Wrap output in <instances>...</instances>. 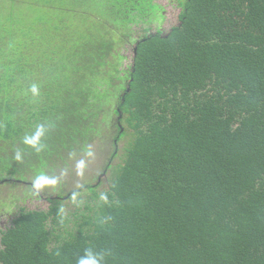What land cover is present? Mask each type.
<instances>
[{
    "label": "trees",
    "instance_id": "1",
    "mask_svg": "<svg viewBox=\"0 0 264 264\" xmlns=\"http://www.w3.org/2000/svg\"><path fill=\"white\" fill-rule=\"evenodd\" d=\"M176 3L0 0V184L112 140L47 210L8 195L0 264H264V0Z\"/></svg>",
    "mask_w": 264,
    "mask_h": 264
},
{
    "label": "rangeland",
    "instance_id": "2",
    "mask_svg": "<svg viewBox=\"0 0 264 264\" xmlns=\"http://www.w3.org/2000/svg\"><path fill=\"white\" fill-rule=\"evenodd\" d=\"M155 2H158L163 9V22L161 23V26L163 27L164 31H167L170 26L175 25L178 22V14L180 11L179 6L171 4V2L168 0H154ZM140 27H135V29H139ZM131 51H127L126 54L128 56L132 55ZM131 63V58H128L125 61V66ZM112 125V124H111ZM113 126V125H112ZM106 130L111 131L110 129L106 128L103 129V133L100 137V139L96 140L92 146H90V150L88 152H83L82 155H76L74 157L75 160L69 161V169H62L59 171V173H53L50 172V176L48 178L55 179V184H49L40 187L39 189L43 192H47L51 195L54 194L57 188L63 189L64 192H68V190L72 188H76L79 185H81L84 180L86 179H94L93 176H96L100 169L102 168L105 158L109 155L108 153L112 150L111 148V142L112 140L107 137ZM114 127H112V133L114 132ZM114 134V133H113ZM112 134V135H113ZM123 146V141H119L116 144L117 153H121V148ZM73 161V162H72ZM83 161V167H78L79 162ZM118 161V157L114 159V163ZM63 174V175H60ZM12 186V185H11ZM24 186H20L15 189V185L10 187L9 185H3L0 184V200H5L10 192L17 196H22V191L24 190ZM64 203H66V209L73 208V204H77V201L75 200V197H72V199L64 200ZM17 204L19 206H24L29 209H37L42 210L48 209L49 202H47L44 197H37L32 196L31 198L27 200L18 201ZM14 215V214H13ZM7 226H9L12 222V219L10 216H7Z\"/></svg>",
    "mask_w": 264,
    "mask_h": 264
},
{
    "label": "flooded vegetation",
    "instance_id": "3",
    "mask_svg": "<svg viewBox=\"0 0 264 264\" xmlns=\"http://www.w3.org/2000/svg\"><path fill=\"white\" fill-rule=\"evenodd\" d=\"M171 2V4L173 5H178L176 3V0H168V2ZM163 11V10H162ZM99 176V173L96 175V176H93L94 177H98ZM20 180V179H19ZM17 181V180H16ZM21 182V185H27V184H24V183H27L29 182L28 180H24V181H19ZM32 183V182H31ZM8 185V184H7ZM33 186V185H31ZM58 191H55L53 195L47 193V192H43L42 190H40L39 188H37L36 186L32 187L31 190L28 189V188H25L23 191H22V196H17L16 195V198H15V201L13 203V208L16 209V206H17V202L20 200H27L29 198H31L32 196H37V197H44V199L49 202L48 200V197L51 196L52 198L56 197V193ZM12 193V192H10ZM9 193V194H10ZM8 194V195H9ZM13 194V193H12ZM7 199H8V196L5 200H2L3 201V204H0V231L5 229V227L7 226V216H10V218L12 219L13 216L16 214L13 215V212L11 211V209L8 207V203H7ZM1 246V244H0Z\"/></svg>",
    "mask_w": 264,
    "mask_h": 264
},
{
    "label": "clouds",
    "instance_id": "4",
    "mask_svg": "<svg viewBox=\"0 0 264 264\" xmlns=\"http://www.w3.org/2000/svg\"><path fill=\"white\" fill-rule=\"evenodd\" d=\"M32 90L33 92H35L36 91L35 87H33ZM41 135H42V129H38L35 135L33 137L26 138L25 142L31 145H36ZM83 163H84L83 161L79 162L78 167L82 168ZM55 183H56L55 179H50L46 176H39L34 181V184L37 188H40L44 185L55 184ZM101 198L106 199V197H104L103 195ZM103 259L104 257L102 254L96 253L92 249H86L84 255L77 260V264H103Z\"/></svg>",
    "mask_w": 264,
    "mask_h": 264
},
{
    "label": "water",
    "instance_id": "5",
    "mask_svg": "<svg viewBox=\"0 0 264 264\" xmlns=\"http://www.w3.org/2000/svg\"><path fill=\"white\" fill-rule=\"evenodd\" d=\"M135 52H136V47L134 46L133 53L135 54Z\"/></svg>",
    "mask_w": 264,
    "mask_h": 264
}]
</instances>
